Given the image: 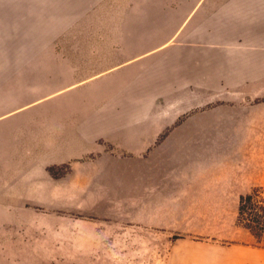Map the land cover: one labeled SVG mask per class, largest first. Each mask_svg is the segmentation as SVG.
I'll use <instances>...</instances> for the list:
<instances>
[{"label": "rangeland", "instance_id": "rangeland-1", "mask_svg": "<svg viewBox=\"0 0 264 264\" xmlns=\"http://www.w3.org/2000/svg\"><path fill=\"white\" fill-rule=\"evenodd\" d=\"M258 2L252 17L241 15V80L227 88L209 91L196 81L174 90L181 73L160 65L156 79L127 90L149 85L164 93L157 97H106L86 113L76 111L77 91H69L0 125V264H173L182 248L200 255L254 243L237 224V207L240 196L264 189ZM63 67L75 70L73 79L59 81L55 93L80 81L75 65L54 71ZM45 68L27 67L20 81ZM16 87L13 77H0V117L45 99L8 97ZM141 114L144 121L106 138L87 142L78 134L87 121L102 127Z\"/></svg>", "mask_w": 264, "mask_h": 264}, {"label": "crops", "instance_id": "crops-1", "mask_svg": "<svg viewBox=\"0 0 264 264\" xmlns=\"http://www.w3.org/2000/svg\"><path fill=\"white\" fill-rule=\"evenodd\" d=\"M255 7V21L264 22V2ZM241 15L252 17L253 0H0V71H8L0 77L17 82L7 96L45 98L19 103L0 117V125L20 117L31 104L69 91H77L71 97L77 101L76 111L86 113L96 112L106 97H157L164 93L149 85H141V93L127 90H133L135 82L156 79L153 74L160 65L172 64L181 73L176 80L184 82L175 83L174 90L198 86L196 81L209 91L227 88L230 80H241L236 76L241 75ZM203 49L210 50L198 51ZM39 65L46 71L40 69L30 83L20 81L27 67L31 71ZM54 65L77 66L80 81L55 93L59 81L73 79L75 70L55 72ZM214 82L221 83L216 87ZM142 115L102 127L87 121L78 134L87 142L96 141L144 121L148 114ZM198 253L179 249L173 264H264V249L251 245Z\"/></svg>", "mask_w": 264, "mask_h": 264}, {"label": "trees", "instance_id": "trees-1", "mask_svg": "<svg viewBox=\"0 0 264 264\" xmlns=\"http://www.w3.org/2000/svg\"><path fill=\"white\" fill-rule=\"evenodd\" d=\"M237 224L254 240L253 247L264 249V189L256 188L240 196L237 207Z\"/></svg>", "mask_w": 264, "mask_h": 264}]
</instances>
